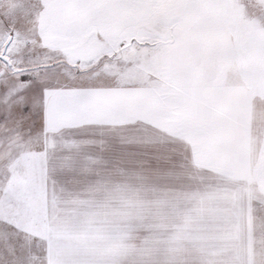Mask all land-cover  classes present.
I'll return each mask as SVG.
<instances>
[{
  "label": "snow or ice",
  "instance_id": "snow-or-ice-1",
  "mask_svg": "<svg viewBox=\"0 0 264 264\" xmlns=\"http://www.w3.org/2000/svg\"><path fill=\"white\" fill-rule=\"evenodd\" d=\"M96 149L195 175L179 218L68 209ZM262 214L264 0H0V264H264Z\"/></svg>",
  "mask_w": 264,
  "mask_h": 264
},
{
  "label": "crops",
  "instance_id": "crops-1",
  "mask_svg": "<svg viewBox=\"0 0 264 264\" xmlns=\"http://www.w3.org/2000/svg\"><path fill=\"white\" fill-rule=\"evenodd\" d=\"M63 172L60 189L68 202V209L79 208L82 203H87L101 211L123 214L125 225L128 215L127 194H144L145 172L107 151L96 149L90 156L70 152L64 160ZM150 182L151 194H162L157 202L160 203L161 198V208L155 200L153 214L159 213L161 209V226L164 232L166 225L179 218L178 211L188 205V197L197 186L198 178L181 171H171L151 177ZM108 194H115V204L110 205ZM121 218L119 216L116 219L122 223ZM153 225L156 232V220Z\"/></svg>",
  "mask_w": 264,
  "mask_h": 264
},
{
  "label": "rangeland",
  "instance_id": "rangeland-1",
  "mask_svg": "<svg viewBox=\"0 0 264 264\" xmlns=\"http://www.w3.org/2000/svg\"><path fill=\"white\" fill-rule=\"evenodd\" d=\"M144 194H127V228L129 231L130 242L140 243L145 238L151 237L153 233L162 232V211L160 209L159 213L153 214V204L158 202V197H161L162 194H151V177L147 174L144 176ZM111 204H115L116 200L114 198L115 194H108ZM173 196L175 194H172ZM156 196V199H155ZM173 200V199H172ZM123 201V199H122ZM160 203L157 204L161 208V198L159 199ZM124 202V201H123ZM122 202V206H123ZM115 218L122 216L121 221H123V214L113 213ZM156 215V216H155ZM118 220V219H117ZM156 220V232L154 222ZM160 222V223H158ZM259 224L264 227V214L260 216Z\"/></svg>",
  "mask_w": 264,
  "mask_h": 264
}]
</instances>
